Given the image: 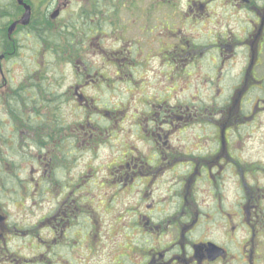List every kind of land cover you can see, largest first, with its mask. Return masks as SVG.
<instances>
[{"label":"flooded vegetation","instance_id":"af4514ba","mask_svg":"<svg viewBox=\"0 0 264 264\" xmlns=\"http://www.w3.org/2000/svg\"><path fill=\"white\" fill-rule=\"evenodd\" d=\"M105 1L0 0V264H264V0Z\"/></svg>","mask_w":264,"mask_h":264},{"label":"rangeland","instance_id":"374dc122","mask_svg":"<svg viewBox=\"0 0 264 264\" xmlns=\"http://www.w3.org/2000/svg\"><path fill=\"white\" fill-rule=\"evenodd\" d=\"M106 1H110V0H106ZM130 0H127V2H129ZM139 3H140V7H142L143 8V11H144V13L146 14V16H147V19L145 20V22L146 23H150V21H151V18H150V16H148V15H151L152 14V11H150L149 10V8L150 9H155V6H156V4L154 3V2H156L157 0H137ZM165 1H169V0H165ZM187 1L188 0H179V1H173V3H174V5H175V7L176 8H174L175 9V11L176 10H178V9H182V8H184L185 6H187ZM198 2H203L204 4H206L207 3V1L208 0H197ZM49 2H50V0H46V2H45V5L46 6H48V4H49ZM160 4V7H163V6H161V3H159ZM259 4V3H258ZM118 6H120V1L118 2ZM129 6V5H128ZM206 6V5H205ZM40 7V6H39ZM45 7V6H44ZM71 7V9H76V11H78V9H79V6L78 5H71L70 6ZM164 8H166V7H164ZM169 9V10H168ZM167 10H166V12H168V11H170V10H172L171 9V7L169 6V8H168ZM155 11V10H154ZM143 13V12H142ZM206 13H204V12H199V17L200 18H202V20L203 21H207L208 20V18H206ZM182 17H184V15H182ZM190 17H192V15L190 16ZM181 18V17H180ZM247 18H249V19H247ZM127 19V18H126ZM202 20H199V24H198V26L200 27V26H202V25H204L205 24V22H202ZM252 21H253V19L249 16H247V15H243V13H240V15H239V17H238V19H237V21H235V20H227V19H225V17H224V19H223V22L221 23V25H217V27H216V30L215 29H213L212 27H206V28H202L201 29V31L202 32H205L206 30H215V31H217V32H219V31H224V36L225 37H227L228 35H233V34H237V32H234L236 29H238V28H240V26H241V24H240V22H249V24H251L252 23ZM179 23V22H178ZM244 24V23H243ZM58 25H61L60 23L58 24ZM141 25H143V23H140V27H141ZM55 28H56V30L57 29H60V28H62V27H58V26H55ZM146 28H147V26L146 25H144V29L146 30ZM69 32V39L68 40H71V39H73L72 38V35H71V33H72V31H73V29L72 28H67V29H65V34H66V36L68 35V32ZM58 32H61L60 30H58ZM73 34V33H72ZM226 34V35H225ZM221 36H223V34L221 35ZM205 37V35L204 36H199L197 39H198V41L199 42H202L203 41V38ZM74 38H75V35H74ZM45 41H46V39H44ZM67 40V38L65 39V41ZM64 41V42H65ZM47 42V41H46ZM45 48H50V45L49 44H46L45 43ZM62 48L63 49H65V48H71V46L70 45H68V46H65V47H59L58 49H57V51H56V60H57V63H59L61 60L63 61V59L62 58H64L65 57V55L63 54V52H62ZM58 50L59 51H61V53L60 54H63L62 56H58ZM45 59V58H44ZM46 60V59H45ZM47 63V61L45 62V64ZM236 67H235V69L233 70V75L234 74H236L237 72H238V70L240 69V67L241 66H243L244 65V62L240 59V58H238V59H236ZM40 64H41V58H40ZM256 71H257V73H264V59H263V63H262V66L260 67V68H257L256 69ZM222 89V88H221ZM222 91H223V94L225 95L226 93H227V90H224V89H222ZM255 135H257V133H254V136L252 135V142H255V141H257V136L255 137ZM241 137H244L243 135H241ZM255 139V140H254ZM257 150H258V146H256V145H247V148H246V156L247 157H253V156H255L257 153ZM7 192H5V194H6ZM260 252H262L263 254H264V244H263V247L259 250Z\"/></svg>","mask_w":264,"mask_h":264},{"label":"bare ground","instance_id":"6f19581e","mask_svg":"<svg viewBox=\"0 0 264 264\" xmlns=\"http://www.w3.org/2000/svg\"><path fill=\"white\" fill-rule=\"evenodd\" d=\"M117 4H118V0L105 1V2L101 3L100 5H98V7L101 8L102 10H104V8L114 7ZM199 70L201 71L202 74H208V72L203 67H200ZM207 79L209 81V85H211V86L221 85L223 83L222 79H218V76H216V75L208 77ZM226 85L231 87L233 85V82L232 81H228L226 83ZM219 99L220 98H218V100Z\"/></svg>","mask_w":264,"mask_h":264},{"label":"water","instance_id":"95a60500","mask_svg":"<svg viewBox=\"0 0 264 264\" xmlns=\"http://www.w3.org/2000/svg\"><path fill=\"white\" fill-rule=\"evenodd\" d=\"M28 15H29L28 13L25 14V16H24V18H23V20H22L23 23H26V22H27V20H28Z\"/></svg>","mask_w":264,"mask_h":264}]
</instances>
